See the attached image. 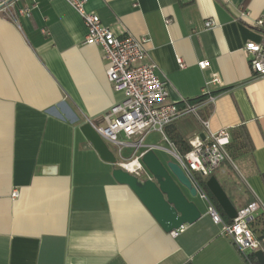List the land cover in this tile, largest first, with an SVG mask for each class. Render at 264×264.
Listing matches in <instances>:
<instances>
[{
    "label": "crops",
    "instance_id": "crops-1",
    "mask_svg": "<svg viewBox=\"0 0 264 264\" xmlns=\"http://www.w3.org/2000/svg\"><path fill=\"white\" fill-rule=\"evenodd\" d=\"M84 1L115 35L148 39L146 61L165 81L167 101L181 104L205 88L215 93L202 114L209 130H228L230 159L212 175L236 209L258 202L250 221L258 238L264 232V76L251 70L243 46L261 37L252 23L264 16V0ZM9 2L0 5V264H246L208 216V201L220 215L223 210L200 183L207 199L182 189L201 216L173 236L85 139L79 125L102 124L122 93L106 80L100 47L84 43L76 10L66 0ZM208 19L215 25L205 27ZM202 60L207 67L198 65ZM212 73L219 82L207 83ZM239 126L249 137L241 149L233 139ZM202 130L185 116L166 125L165 134L179 151L171 137L188 142ZM156 134L146 145H160L153 150L163 163L175 161L148 140ZM259 240L264 251V235Z\"/></svg>",
    "mask_w": 264,
    "mask_h": 264
},
{
    "label": "built area",
    "instance_id": "built-area-1",
    "mask_svg": "<svg viewBox=\"0 0 264 264\" xmlns=\"http://www.w3.org/2000/svg\"><path fill=\"white\" fill-rule=\"evenodd\" d=\"M10 0H0V5L6 7ZM82 18L86 27L84 43L100 47L102 58L105 62V74L112 88L122 93V99L113 103L103 114V123L91 122L97 133L109 145L117 159L118 164L127 171L144 176L146 170L141 162V156L148 149L160 147L156 144H147L145 138L151 133H158L167 143V150L184 170L189 179L197 188L203 199L207 194L203 191L194 174L207 177L224 161L229 160L227 145L230 142V134L227 129L213 132L208 129V120L203 117L202 109L211 104L215 99V93L205 88L200 101L191 102L183 100L181 104L167 101L168 90L164 80L158 78L154 64L146 61L147 51L145 36L136 37L131 34L115 35L111 29L100 21V17L85 8L84 0H66ZM228 2V0H223ZM247 15L242 10L241 18ZM169 22V18L166 19ZM205 27L215 25L212 19L204 22ZM252 26L256 28L261 37L258 41H247L243 51L251 70L264 76V16L254 20ZM181 67L184 64L179 60ZM201 68L208 66L206 60L198 62ZM207 83L219 82L215 73L211 74ZM193 116L202 127L203 136L194 134L188 140L190 148L181 153L176 150L173 143L165 134V126L182 117ZM124 147L132 149L127 157H123L121 151ZM135 161L131 169L124 164ZM16 196V192H12ZM257 201H251L236 209L235 216L229 222L223 221L221 215L213 203L208 201L207 214L211 220L218 224L219 233L228 238L241 255L246 264H253L249 255L253 251L261 249L260 240L254 235L250 221L259 211ZM172 230L169 233L176 236L181 230ZM254 253V252H253Z\"/></svg>",
    "mask_w": 264,
    "mask_h": 264
},
{
    "label": "water",
    "instance_id": "water-1",
    "mask_svg": "<svg viewBox=\"0 0 264 264\" xmlns=\"http://www.w3.org/2000/svg\"><path fill=\"white\" fill-rule=\"evenodd\" d=\"M79 129L99 157L112 165L113 178L118 183L127 185L134 192L163 231L180 229L185 224L195 222L201 216L196 203L190 200L182 189V187L186 188L194 197L198 194L197 188L176 161L168 160L163 163L153 149H148L141 156L146 172L140 177L118 164L117 157L97 133L91 121H84L79 125ZM219 184L214 175H210L205 182L222 212L232 219L236 214V208ZM253 252L257 261L264 264V251L258 249ZM184 264L192 263L188 261Z\"/></svg>",
    "mask_w": 264,
    "mask_h": 264
},
{
    "label": "trees",
    "instance_id": "trees-1",
    "mask_svg": "<svg viewBox=\"0 0 264 264\" xmlns=\"http://www.w3.org/2000/svg\"><path fill=\"white\" fill-rule=\"evenodd\" d=\"M201 97L202 96H199V97H197V98H195V99H191L190 101L191 102H196V101H200V99H201ZM208 106V105H207ZM206 106V107H207ZM204 109V108H203ZM166 127V126H165ZM245 127L244 126H239L238 128H236L235 129V131H237V134L236 135H233V139L234 138H236L237 140V146L239 147V149H241L242 148V141L243 140H247V139H249V137H248V135H247V132H246V130L244 129ZM171 140L175 143V145H176V147L178 148V150L181 152V153H184V152H186L189 148H190V145H188L189 143L186 141V140H177V139H175V138H173V137H171ZM179 141H181V143L183 144H180V142ZM210 175H212V174H210ZM209 175V176H210ZM209 176H207V177H201L200 175H198V174H196L195 175V178L197 179V181L202 185V187L205 189V191H206V193L208 194V196L210 197L209 199H211V201H213L216 205H217V207H218V203L216 202V198H214V196L208 191V189H207V187H206V185H205V182H206V180H207V178L209 177ZM221 215H222V217H223V220L225 221V222H229V221H231V219H229V218H227L222 212H221ZM264 235V232L263 233H261L260 234V236H258V238L259 239H261V237ZM249 257H250V259H251V261L253 262V264H259V262L257 261V259H256V257H255V255H254V253L252 252V253H250V255H249Z\"/></svg>",
    "mask_w": 264,
    "mask_h": 264
},
{
    "label": "rangeland",
    "instance_id": "rangeland-1",
    "mask_svg": "<svg viewBox=\"0 0 264 264\" xmlns=\"http://www.w3.org/2000/svg\"><path fill=\"white\" fill-rule=\"evenodd\" d=\"M151 137H152L155 141H158L159 144H161V145H163V146L166 144L164 141L160 140L161 138H160V136H159L158 134L153 135V136L151 135L150 137H148V140L151 139ZM111 148H112V146H111ZM156 150H157V152H159V153H160L161 151H163V150H160V149H156ZM131 151H132V149H130V148H128V147H124V148L122 149V151H121V154H122L123 157H127V156L130 155ZM117 159H118L119 161L121 160V158H120L119 156H117Z\"/></svg>",
    "mask_w": 264,
    "mask_h": 264
},
{
    "label": "bare ground",
    "instance_id": "bare-ground-1",
    "mask_svg": "<svg viewBox=\"0 0 264 264\" xmlns=\"http://www.w3.org/2000/svg\"><path fill=\"white\" fill-rule=\"evenodd\" d=\"M134 163H135V161H132L131 163H126V164H124V167L127 169H131V167L133 166Z\"/></svg>",
    "mask_w": 264,
    "mask_h": 264
}]
</instances>
